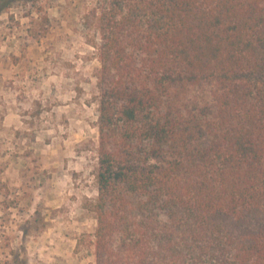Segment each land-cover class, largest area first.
<instances>
[{
  "label": "trees",
  "instance_id": "1",
  "mask_svg": "<svg viewBox=\"0 0 264 264\" xmlns=\"http://www.w3.org/2000/svg\"><path fill=\"white\" fill-rule=\"evenodd\" d=\"M84 18L95 264H264V0H97Z\"/></svg>",
  "mask_w": 264,
  "mask_h": 264
},
{
  "label": "rangeland",
  "instance_id": "2",
  "mask_svg": "<svg viewBox=\"0 0 264 264\" xmlns=\"http://www.w3.org/2000/svg\"><path fill=\"white\" fill-rule=\"evenodd\" d=\"M97 0H0V264H95Z\"/></svg>",
  "mask_w": 264,
  "mask_h": 264
}]
</instances>
